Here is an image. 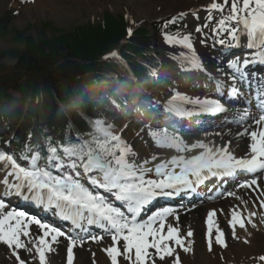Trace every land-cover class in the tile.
Here are the masks:
<instances>
[{
    "label": "snow or ice",
    "instance_id": "6c2138e0",
    "mask_svg": "<svg viewBox=\"0 0 264 264\" xmlns=\"http://www.w3.org/2000/svg\"><path fill=\"white\" fill-rule=\"evenodd\" d=\"M203 10L207 12V18L196 28L197 33H202L215 19L214 13L219 14L212 28L216 41L229 47H244L250 54L228 61L227 72L218 68L217 72L223 73V78L210 77L215 81L217 98L176 94L167 101L169 114L185 117L192 115L193 110L209 114L227 113L229 109L222 99L246 97L248 93L242 91L241 85L259 93L257 109H264V81L247 72V67L254 62L264 64V0H223V3L209 0ZM178 15L183 18L185 13ZM169 23L175 24L178 20L173 17L165 21V28ZM128 33L132 34L131 27ZM163 39L188 50L181 55L189 68L204 70L194 54L191 33L172 36L165 32ZM109 55L116 57L117 52ZM185 105L192 107L186 108ZM249 120L257 127L252 131L244 128L237 133V136H250L245 154L239 157L230 150L231 141L216 144L212 140L197 139L189 142L171 126V131L166 127L150 130L148 135L157 147L174 150V154L168 158L153 155L137 163V154L132 147L113 131L112 125L101 119L92 121V130L76 140L49 142L44 149L27 147L19 158L0 151V242L12 249L18 264H29L27 258L19 255L20 249L29 254L34 252L31 259L38 257V264H47L46 252L54 250L51 243L57 242L58 237L67 239L66 264H73L77 240L81 246L84 242L79 233L74 237L71 232L66 233L27 215L25 211L11 208V200L15 198L52 209L58 217L71 221L75 228L84 232L88 231L86 224L109 234L112 243L103 251L111 264H121V260L128 264H156V257L160 261L170 258L171 264H180L176 248L189 251L185 240L193 233L189 230L186 236L182 235L179 227L169 221V217H173L178 225L179 216L173 208H155L159 198L179 197L195 191L196 186L209 178L223 179L243 172L253 174L252 178L237 187L256 193L254 206L258 200L259 206L264 208V182H260L264 176V111L258 116H252L247 110L233 115V122L237 124ZM211 135L205 133V137ZM215 135L221 136V133ZM227 195L236 197V192L230 191ZM215 215V209L207 214L209 250L213 235L215 244L227 247L223 231L219 227L213 230ZM255 215L249 213V217ZM245 220L256 227L250 218L232 209L228 223L234 237L237 224L246 230ZM30 225L37 226V235H32ZM22 236L27 238V243L22 241ZM88 239L98 242L103 235L89 233ZM173 243L176 247L172 246ZM258 259L264 264V255Z\"/></svg>",
    "mask_w": 264,
    "mask_h": 264
},
{
    "label": "trees",
    "instance_id": "16d2710c",
    "mask_svg": "<svg viewBox=\"0 0 264 264\" xmlns=\"http://www.w3.org/2000/svg\"><path fill=\"white\" fill-rule=\"evenodd\" d=\"M6 18L13 19L12 13ZM7 19L0 20V35L7 32ZM47 23L50 22L44 25H50ZM50 29L56 32L51 26ZM151 30L154 32L155 26ZM56 33L35 39L28 32H15V38L25 45L13 55L14 63L3 62L0 53V121L10 120L14 128L19 127L21 140L27 133L35 138L44 132L58 137L64 129L68 135L70 128L79 131L98 115L99 106L106 103H102L101 91L93 90L91 78L104 71L103 65L107 70L114 69L110 63L102 64L100 58L125 35V20L105 13L103 20L96 23L87 22L67 33ZM149 33L148 29H138L117 51L136 73H144V62L152 60L146 54ZM11 91L20 98L15 99ZM95 100L99 102L94 103Z\"/></svg>",
    "mask_w": 264,
    "mask_h": 264
},
{
    "label": "bare ground",
    "instance_id": "6f19581e",
    "mask_svg": "<svg viewBox=\"0 0 264 264\" xmlns=\"http://www.w3.org/2000/svg\"><path fill=\"white\" fill-rule=\"evenodd\" d=\"M68 2H75L79 5H89V0H63L62 6L60 7L58 0H35V3L40 7H47L50 8L52 11L55 10H63V8L68 7ZM119 2V1H118ZM209 2V0H120L119 4H122L123 7L126 9L124 10L127 15H130L133 12H137L139 19H145L146 21H149L151 18L160 17L162 15H166L170 12H173L175 10L179 9H186V8H197L199 6H203ZM110 0H96L97 4L94 7L91 8V13L96 14L100 12V10L103 8L104 5L109 4ZM128 7V9H127ZM204 38L203 36H201ZM205 44V43H203ZM194 46V45H193ZM201 50L199 53H195L194 48V54L198 59H200L201 64L203 65V69L208 71V74L205 77H200V75H196L198 77L197 79L199 82L193 81L191 86L190 83H187L183 85V88L179 90H174V95L180 94L182 96H188V97H210L214 98L215 96H218L219 93L217 92L215 87H207L203 90V86L199 84L201 81H205V83L209 82L212 79L210 78V74H215L216 76H220L223 78V73H218L217 69L220 67L219 61L217 59V56L215 51L208 48L207 46H201ZM200 56V57H199ZM240 55H233L230 57L231 61L234 57H239ZM172 61L176 64H181L182 67L184 65L178 61V59L173 58ZM218 61V62H217ZM221 68V67H220ZM227 68V67H226ZM222 69V68H221ZM224 70V69H223ZM225 72L229 70H224ZM215 76V77H216ZM211 86H215V81L211 84ZM203 90L204 94H199ZM249 102V101H248ZM245 101L244 103H248ZM186 108H191V105H185ZM259 114H252V116H258ZM218 120H216L217 122ZM249 124H245L240 128H222V129H207L202 130L197 133H192L187 136H183V138L186 141L194 142L197 139H206V140H212L216 144H222L227 141H231L232 143L229 145L230 150L237 156H243L250 144V138H244L236 140L233 135L235 132H242L244 128H250V130H255L257 126L252 124L251 120L247 121ZM198 123L194 124L197 125ZM152 130H161V129H152ZM185 130V128L183 129ZM235 130V131H232ZM212 133L213 135L205 137V133ZM221 133V136H216L215 133ZM148 140H150L152 148H154L156 151L160 153H164V156H161V158H168L172 154H174V150L169 149H160L155 145V142L152 140V138L147 134ZM239 145H241L242 150L240 151V148L238 149ZM166 152L170 153L168 156H166ZM241 179V178H240ZM239 179V180H240ZM213 179L210 182V187L219 188L221 185L224 186L223 179ZM245 181V180H244ZM243 181H239L234 186H230L233 183H229V185H225V188L222 187L221 190H215L218 193H224V195H219L220 197L223 196L222 200L214 201V202H202L199 204H192L188 207H180L185 210V212H181L182 210H177L174 208V213L179 216L178 225L177 222L173 217H169V221L173 223L174 226H178L180 229V232L182 235L186 236V233L191 230L193 235L191 237H186L185 243L189 247V251L185 252L181 248H176L177 254L187 255V258H191L193 264H219L214 252L209 250L208 247V224H207V214L209 211L215 209L216 215L213 217L214 223H213V230L215 231V228L219 227L220 230L224 233V239L226 241L227 247L225 248V252L223 253L225 258L227 260L231 259V254H235V252L239 251L242 247L241 243L233 242L232 233L227 230V228L222 226V219L225 221L227 220V217L229 216V213L236 204L239 203L240 209L237 211L245 217V212H248L245 209L244 202L246 201L247 197L250 195V191L248 189H242L238 188L237 185ZM212 184V185H211ZM202 187L201 185H198L195 192L198 191V189ZM234 191L236 192V197H239L237 199L236 197L228 196L227 192ZM208 190L202 194V196H205V199L210 195H208ZM217 193H215L216 195ZM253 195L256 196V193L253 192ZM219 197V198H220ZM263 198V197H262ZM243 202V203H242ZM166 207V206H162ZM179 209V208H178ZM223 210V212H221ZM231 217V216H230ZM56 223V224H55ZM53 223L54 225L58 224V221ZM253 223V222H252ZM245 224H247L245 220ZM33 232L32 235H37V226H32L30 228ZM235 233L239 237L240 240L245 238L248 231H245V229H238L235 227ZM40 234V233H39ZM87 234V233H86ZM202 236L204 238V241L202 242ZM49 241H51V238H48ZM68 241L65 237H58L57 242L51 243V248L54 249L53 251H49L50 253H56L57 255H61V264H66V245ZM112 243L111 237L107 236L100 240V242H97L92 248H87L86 243H83L81 246V243L76 244V246L73 249L74 253V259L73 264H85L87 261V257H85L87 254L90 256L94 261H96L98 264H111L110 258L107 256V253L103 251L106 247L110 246ZM216 246L215 244V237L213 235L212 237V247ZM79 246V247H77ZM119 246V245H117ZM173 247H176L174 243L172 244ZM214 246V247H215ZM206 250V252L204 251ZM87 253V254H86ZM95 254V255H93ZM50 256L46 252V259H48ZM55 258V257H54ZM51 259V264L56 263V259ZM57 258H60L57 256ZM169 264H171L170 258H168ZM64 262V263H63Z\"/></svg>",
    "mask_w": 264,
    "mask_h": 264
},
{
    "label": "rangeland",
    "instance_id": "374dc122",
    "mask_svg": "<svg viewBox=\"0 0 264 264\" xmlns=\"http://www.w3.org/2000/svg\"><path fill=\"white\" fill-rule=\"evenodd\" d=\"M58 1H60L59 5L61 7L63 0ZM95 3L96 0H89V5L91 8L97 5ZM119 3L120 0H110V3L104 5L100 12L92 14L91 8L89 6L79 5L75 2H68V7L63 8V10L52 11L50 8L38 6L35 3V0H0L1 21H5L7 19L6 16L8 14V11L11 9H17L20 12L13 19H7L9 22L6 28L7 32L3 35H0V53L3 55L2 61L7 64H13L15 60V57H13V55L21 51L25 45L24 41H20L15 38V32H28L29 34H32L33 38L35 39H40L43 36L47 37L50 34H57L56 32L67 33L78 25L83 26L86 25L87 22H98L102 18V14L104 12H110L113 16L125 15L127 17V20L130 21V24H133L135 22H141L140 27L143 26L146 29H149L152 26V19L154 18H151L150 21H146L145 19H139L137 12H133L130 15H126L124 11L126 8ZM186 9L175 10L166 15H171L174 13L177 14L178 11H183ZM163 16L165 15H162V17ZM45 22H50L47 23L50 25H44ZM50 26L52 27V29L56 30V32L51 30ZM153 41L155 44L153 50L159 58V63L157 66L158 68L160 66L164 67V71L161 72L160 79V81H164V83L163 87L159 91V94L167 96L171 91V82H174V78H176L175 76H169V74L172 72L171 68L173 67V65L170 64L167 52L175 53L177 51H181V49L166 43L158 34H156ZM164 77H166L167 79H164ZM14 95H16V97H19L18 93H15ZM131 119H133L131 115H123V117L119 120L113 119L109 116L101 118V120H103L105 124L112 125L113 131L117 134H126L127 139H122L132 147L133 151L137 154L136 158H143V160L150 159L153 155L148 153V151L150 150V144L148 143V141L143 138L135 139L133 135L128 136V133L130 131L135 132V134L138 132V126L132 125L133 122L131 121ZM153 152H155V149L152 150V153ZM249 205V210L254 208L253 201L249 202ZM255 206L258 207L257 204ZM255 221L259 223L258 220ZM223 224L226 225V221H223ZM235 240L237 242L240 239L235 236ZM245 241H247V243H245ZM245 241L243 242L240 251L235 252L234 257L236 259V262L234 264H252L254 261H256V257L259 256L260 252L263 250L262 247H264V222L262 224H259V227L254 229L253 232L247 236ZM94 242L95 241H91L90 244H94ZM92 247L94 246L87 245V248ZM222 251V248L218 246L214 248V254L219 260V264L224 263V258H222V255L220 256V253ZM34 254L35 253L33 252L31 255ZM85 257H87V261L85 264L96 263V261H94L90 256H88V254ZM27 259L29 260V264H34V260L31 259V256H29ZM181 262L183 264H192L190 260H183ZM0 264H11L9 260L6 259L5 250L1 248V245ZM121 264H128V262L121 260ZM156 264H168V262L160 261L159 258L156 257Z\"/></svg>",
    "mask_w": 264,
    "mask_h": 264
}]
</instances>
